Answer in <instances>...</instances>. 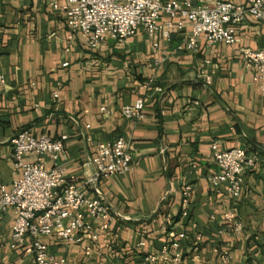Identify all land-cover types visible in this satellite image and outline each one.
<instances>
[{
	"label": "crops",
	"instance_id": "obj_1",
	"mask_svg": "<svg viewBox=\"0 0 264 264\" xmlns=\"http://www.w3.org/2000/svg\"><path fill=\"white\" fill-rule=\"evenodd\" d=\"M187 32L172 28L170 40L153 47L139 29L125 41L91 49L80 32L67 38L66 21L49 0H0V186L10 188L16 177L9 140L21 129L54 139L67 135L60 168L79 185L92 174L98 143L122 137L132 147L131 170L97 182L112 219L98 229L91 255L55 236L41 238L65 264H244L252 250L263 263L264 86L252 80L241 51L264 49V21L247 15L233 44L202 41L198 52L176 48ZM138 97L144 118L125 119L121 107ZM212 143L256 157L236 203L210 186L217 172ZM43 161L50 166L47 157ZM186 185L191 192L184 210ZM229 212L242 226L240 235L225 221ZM12 219V212L4 214L0 264H33L20 247H9ZM92 224L98 227L97 220ZM179 233L187 238L174 248ZM196 235L201 240L194 243ZM223 251L228 263L220 259Z\"/></svg>",
	"mask_w": 264,
	"mask_h": 264
},
{
	"label": "built area",
	"instance_id": "obj_2",
	"mask_svg": "<svg viewBox=\"0 0 264 264\" xmlns=\"http://www.w3.org/2000/svg\"><path fill=\"white\" fill-rule=\"evenodd\" d=\"M49 5L62 13L68 26L67 38L72 39L80 32L91 49L107 40L125 41L139 29L157 47L160 40H170L171 29L175 28L188 29L176 48L198 52L202 41L208 45L233 44L237 26L247 15L264 21V0L243 4L216 1L212 6H195L190 0H49ZM241 60L251 71L252 80L264 86V49H244ZM3 83L0 69V85ZM157 91L162 92V88L158 87ZM144 106V99L138 97L132 104L122 106L120 112L125 119L139 121L144 118ZM67 140L65 134L56 139L34 136L29 129H21L9 140L10 161L16 177L10 188L0 186V229L4 214L12 212L9 247L11 250L20 247L33 264L66 263L64 258H55L41 242V238L48 236H55L67 246H81L84 256L89 257L92 245L98 240V229L106 230L112 219L97 182L131 170V144L119 137L112 143L96 145V153L89 161L92 174L82 184L68 181L60 168ZM210 156L217 167L209 180L210 186L217 192L223 190L236 203L241 197L244 174L255 165L256 157L241 148L221 150L217 143L210 145ZM45 157L49 159V167L44 164ZM190 192L189 185L182 188L184 210ZM182 215L186 216V212ZM224 218L234 234L242 233V226L232 213H226ZM93 220L98 221V227L92 224ZM176 237L171 244L174 248L178 247V241L187 238L185 233ZM193 240L200 242L201 237L196 235ZM179 257L176 255L174 260L178 261ZM220 259L228 263L229 253L221 252Z\"/></svg>",
	"mask_w": 264,
	"mask_h": 264
},
{
	"label": "trees",
	"instance_id": "obj_3",
	"mask_svg": "<svg viewBox=\"0 0 264 264\" xmlns=\"http://www.w3.org/2000/svg\"><path fill=\"white\" fill-rule=\"evenodd\" d=\"M257 247V246H256ZM259 248V247H258ZM255 251V250H254ZM252 251H248L246 252L245 256H246V260L244 262V264H260V262H256L255 258H254V252ZM261 253L264 255V250H261ZM264 262V260H263ZM263 264V263H262Z\"/></svg>",
	"mask_w": 264,
	"mask_h": 264
}]
</instances>
